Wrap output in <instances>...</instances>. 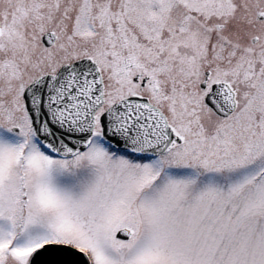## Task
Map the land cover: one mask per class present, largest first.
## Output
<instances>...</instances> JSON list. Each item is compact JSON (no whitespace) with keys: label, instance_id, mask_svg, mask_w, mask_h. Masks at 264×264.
<instances>
[{"label":"snow or ice","instance_id":"1","mask_svg":"<svg viewBox=\"0 0 264 264\" xmlns=\"http://www.w3.org/2000/svg\"><path fill=\"white\" fill-rule=\"evenodd\" d=\"M0 264H264V0H0Z\"/></svg>","mask_w":264,"mask_h":264}]
</instances>
